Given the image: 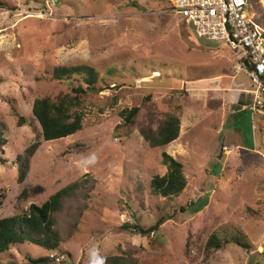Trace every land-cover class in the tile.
I'll return each instance as SVG.
<instances>
[{
  "label": "rangeland",
  "instance_id": "rangeland-1",
  "mask_svg": "<svg viewBox=\"0 0 264 264\" xmlns=\"http://www.w3.org/2000/svg\"><path fill=\"white\" fill-rule=\"evenodd\" d=\"M4 1L16 9L0 8V219L82 179L88 181L78 195L89 191V199H71L59 214L60 253L25 243L0 253V264L45 256L56 264H106L127 252L138 264H264V117L250 111L254 87L238 71L242 52L197 39L170 12L171 0ZM249 2V16L264 31V0ZM78 64L103 78L116 73L107 89L82 99V130L45 142L33 104L71 94L49 73ZM134 107L135 125H126L121 113ZM150 107L157 118H180L179 137L163 148L139 134ZM37 141L19 184L17 157ZM162 152L183 164L187 180L171 201L149 187L153 173L166 172ZM162 216L165 223L149 238L123 227L147 229ZM237 231L251 250H206L213 233Z\"/></svg>",
  "mask_w": 264,
  "mask_h": 264
},
{
  "label": "trees",
  "instance_id": "trees-1",
  "mask_svg": "<svg viewBox=\"0 0 264 264\" xmlns=\"http://www.w3.org/2000/svg\"><path fill=\"white\" fill-rule=\"evenodd\" d=\"M0 8L5 10L16 9L4 0H0ZM115 73L116 69H112L105 73V78H103L95 68L84 64L53 68L49 73L51 81L67 83L71 89V94H60L56 99L45 97L35 100L32 113L41 128L43 141L51 142L64 139L82 130L84 118L82 99L91 92L96 93L98 90L107 89V77L113 78ZM3 83L4 80L0 77V86ZM138 113L139 108L134 107L130 110H124L121 117L124 118L126 125L133 126ZM146 120V123L140 126L139 134L151 148H163L179 137L180 118L175 113H165L157 118L156 110L150 107L147 111ZM25 121V118L20 117L19 125L21 126ZM2 147L3 140L0 139V148ZM39 147L40 143L34 142L22 155L17 157L16 163L19 166L17 181L19 184L26 180L30 171L31 160ZM0 163H4L1 158ZM161 163L166 167V172L164 175L153 173L149 177V187L156 196L171 201L181 196L187 187L184 166L166 152L161 153ZM87 181V179H82L71 183L50 196L43 204H31L21 214L0 219V253L8 252L13 247L25 243L38 246L50 253H60L61 245L65 239L62 236L58 216L64 211L67 201L79 200L78 197L89 199V191H84L82 195H78ZM24 194L25 192L22 193V195ZM1 205L0 198V207ZM86 207L87 204L84 205V209ZM165 221V216H162L155 225L147 229L130 223H125L123 227L127 230H133L142 238H149L151 234L159 231ZM73 227L75 224L70 227L69 235ZM230 244L245 250L252 248V245L246 240V236L240 231L225 237L213 233L208 238L205 248L207 251H220ZM28 262L29 264H56L52 256L38 259L29 258ZM105 263L138 264V261L130 252H127L121 256L109 257Z\"/></svg>",
  "mask_w": 264,
  "mask_h": 264
},
{
  "label": "built area",
  "instance_id": "built-area-1",
  "mask_svg": "<svg viewBox=\"0 0 264 264\" xmlns=\"http://www.w3.org/2000/svg\"><path fill=\"white\" fill-rule=\"evenodd\" d=\"M249 6V0H171L170 12L183 18L197 39L242 52L238 71L254 87L250 111L264 117V31L252 21Z\"/></svg>",
  "mask_w": 264,
  "mask_h": 264
}]
</instances>
